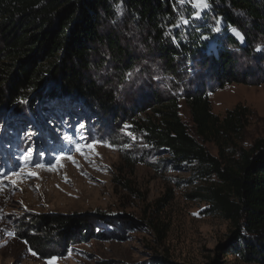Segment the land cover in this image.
Here are the masks:
<instances>
[{"label": "trees", "instance_id": "16d2710c", "mask_svg": "<svg viewBox=\"0 0 264 264\" xmlns=\"http://www.w3.org/2000/svg\"><path fill=\"white\" fill-rule=\"evenodd\" d=\"M204 1L195 19L176 0H0V105L37 114L48 107L45 101L72 94L115 115L116 97L96 84L92 71L102 65L116 67L118 75L132 69L138 43L174 81L170 91L150 93L146 110L136 107L128 115L135 120L150 111L132 120L133 132L149 147L143 158L214 179L201 197L209 214L230 225L224 254L264 264V138L240 147L249 110L237 105L220 118L208 96L226 85L264 83V0ZM180 100L193 133L180 119ZM203 143L216 146L218 155ZM85 233L92 234L90 222L68 215L34 216L19 232L42 259L51 247Z\"/></svg>", "mask_w": 264, "mask_h": 264}, {"label": "rangeland", "instance_id": "374dc122", "mask_svg": "<svg viewBox=\"0 0 264 264\" xmlns=\"http://www.w3.org/2000/svg\"><path fill=\"white\" fill-rule=\"evenodd\" d=\"M176 2L195 19L206 9L204 0ZM133 47L137 57L132 69L118 75L116 67L102 65L92 71L96 84L116 97L115 115L72 94L45 101L48 107L37 114L0 105V264H49L53 257L55 264H164L159 259L167 264H245L224 254L230 225L209 214L201 197L214 179H200L187 167L150 165L149 156L143 158L149 147L133 132L136 107L146 110L150 93L170 91L174 81L138 43ZM208 96L212 113L220 118L237 105L249 110L243 141H236L240 147L264 138V83L226 85ZM149 114L147 110L133 122ZM179 116L193 133L183 100ZM92 142H98L94 148L84 147ZM203 146L218 155L212 143ZM29 149L25 162L21 156ZM38 215L84 218L92 234L51 247L39 258L19 234L23 223Z\"/></svg>", "mask_w": 264, "mask_h": 264}, {"label": "snow or ice", "instance_id": "6c2138e0", "mask_svg": "<svg viewBox=\"0 0 264 264\" xmlns=\"http://www.w3.org/2000/svg\"><path fill=\"white\" fill-rule=\"evenodd\" d=\"M184 22L187 23V21H184ZM77 127H78V128H83L84 125H83V124H80V125H78ZM95 143H98V142L85 143L84 147H86V148H94V144H95ZM109 147H112V145H109ZM77 151H81V152H82V148L80 147V145H77ZM30 153H31V149L28 150V153L23 154V155L21 156V158H22L25 162H27V161L30 159ZM69 159H71V157H69ZM31 175H35V173H31ZM32 254H33L34 256L36 255L35 252H33ZM56 259H57V258H55V257L51 258V260L49 261V264H55V260H56Z\"/></svg>", "mask_w": 264, "mask_h": 264}]
</instances>
